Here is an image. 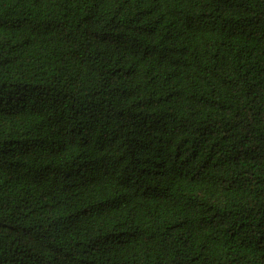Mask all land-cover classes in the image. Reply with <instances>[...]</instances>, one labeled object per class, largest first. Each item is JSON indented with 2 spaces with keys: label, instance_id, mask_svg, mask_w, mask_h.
<instances>
[{
  "label": "trees",
  "instance_id": "1",
  "mask_svg": "<svg viewBox=\"0 0 264 264\" xmlns=\"http://www.w3.org/2000/svg\"><path fill=\"white\" fill-rule=\"evenodd\" d=\"M0 264H264V0H0Z\"/></svg>",
  "mask_w": 264,
  "mask_h": 264
}]
</instances>
